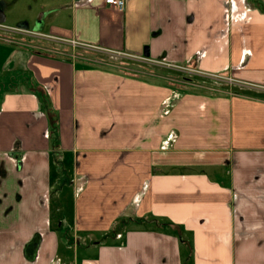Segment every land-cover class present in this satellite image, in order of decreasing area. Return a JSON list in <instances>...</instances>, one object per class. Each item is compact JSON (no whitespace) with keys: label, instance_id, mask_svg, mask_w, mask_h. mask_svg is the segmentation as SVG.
I'll return each instance as SVG.
<instances>
[{"label":"crops","instance_id":"0c3cea01","mask_svg":"<svg viewBox=\"0 0 264 264\" xmlns=\"http://www.w3.org/2000/svg\"><path fill=\"white\" fill-rule=\"evenodd\" d=\"M8 2L0 264H264V0Z\"/></svg>","mask_w":264,"mask_h":264},{"label":"rangeland","instance_id":"374dc122","mask_svg":"<svg viewBox=\"0 0 264 264\" xmlns=\"http://www.w3.org/2000/svg\"><path fill=\"white\" fill-rule=\"evenodd\" d=\"M1 8L2 6H0V12H2ZM3 14L5 15V18H6L5 24L10 25V26H19L20 22L22 21V0H9L8 4L5 7V12ZM100 56L101 57L99 56H88V57H92V58L99 57L98 59L104 60L103 63L107 64L108 67L110 66L113 69L114 68L118 69L117 66L119 67L122 66L124 67L123 71L128 72V73H135V74L141 75L142 72L144 71L142 64H138L126 58H122L121 56L113 55V54H102V55L100 54ZM126 60L129 62H127ZM182 72L179 71L176 73V72H168L165 70V71H160L156 73L168 74L170 77L173 78L174 80L173 84L181 88L184 87L185 85L184 82L186 81L185 80L186 78H192L194 80L198 79L197 76H193L194 73L190 74L191 72H186V71H182ZM204 79H207L208 81L217 82L218 84L221 83L219 84L220 87H224L225 85L229 84V82H227V80H224V79H219V78H204ZM62 187H63L62 188L63 193L65 194L64 199L62 201L63 211L66 214H68L71 209V205H70L71 190L70 188L67 187V185H63ZM56 198H57V194L54 193L53 200H52L53 204H56L58 202Z\"/></svg>","mask_w":264,"mask_h":264},{"label":"built area","instance_id":"2783aa9c","mask_svg":"<svg viewBox=\"0 0 264 264\" xmlns=\"http://www.w3.org/2000/svg\"><path fill=\"white\" fill-rule=\"evenodd\" d=\"M104 4L109 6L110 8L118 11V12H122L124 10V4H125V0H104ZM1 27V25H0ZM21 32V30H18V32ZM180 71H186V72H191L190 74L195 73V71H191L188 69H180ZM210 78H219V79H224L227 80V82L229 83H233V81L231 79L225 78V77H221V76H216V75H207Z\"/></svg>","mask_w":264,"mask_h":264},{"label":"water","instance_id":"95a60500","mask_svg":"<svg viewBox=\"0 0 264 264\" xmlns=\"http://www.w3.org/2000/svg\"><path fill=\"white\" fill-rule=\"evenodd\" d=\"M3 22H4V17H3V15L0 13V24H2ZM144 55L147 56V52H146V50H145V52H144Z\"/></svg>","mask_w":264,"mask_h":264},{"label":"trees","instance_id":"16d2710c","mask_svg":"<svg viewBox=\"0 0 264 264\" xmlns=\"http://www.w3.org/2000/svg\"><path fill=\"white\" fill-rule=\"evenodd\" d=\"M186 80L193 82L194 79H192V78H186Z\"/></svg>","mask_w":264,"mask_h":264}]
</instances>
